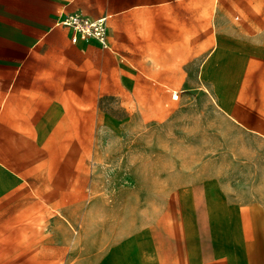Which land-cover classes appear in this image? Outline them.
<instances>
[{
    "label": "rangeland",
    "instance_id": "rangeland-1",
    "mask_svg": "<svg viewBox=\"0 0 264 264\" xmlns=\"http://www.w3.org/2000/svg\"><path fill=\"white\" fill-rule=\"evenodd\" d=\"M147 8L125 22L141 35L90 42L66 98L0 114L3 264H137L140 245L175 264L217 230L202 245L264 264V0Z\"/></svg>",
    "mask_w": 264,
    "mask_h": 264
},
{
    "label": "crops",
    "instance_id": "crops-1",
    "mask_svg": "<svg viewBox=\"0 0 264 264\" xmlns=\"http://www.w3.org/2000/svg\"><path fill=\"white\" fill-rule=\"evenodd\" d=\"M148 3L149 0H0V114L36 115L37 109L45 108L44 101L52 99L51 93L66 98L69 80L86 63L82 53L92 48L90 42L72 43L70 29L59 24L58 19L75 11L91 17L106 16L108 47L105 49L112 50L109 26L120 40L123 36L141 35L140 27L136 24L128 27L125 22L140 19L142 14L146 18ZM150 3L149 10L154 12L151 18L156 23L158 18L162 21L163 0H150ZM114 43L121 44L117 39ZM213 234V239L218 240L223 233L217 230L205 235L189 231L185 235V252L175 253L174 263L231 264L227 261L226 245L222 247L220 242L202 245ZM4 240L0 235V264H3ZM130 250L133 255L136 253L135 248ZM153 250H158L157 245ZM138 251L137 264H149L146 249L140 245Z\"/></svg>",
    "mask_w": 264,
    "mask_h": 264
},
{
    "label": "built area",
    "instance_id": "built-area-1",
    "mask_svg": "<svg viewBox=\"0 0 264 264\" xmlns=\"http://www.w3.org/2000/svg\"><path fill=\"white\" fill-rule=\"evenodd\" d=\"M58 23L70 29L72 43L96 41L101 47H108L106 16L91 17L75 11L62 16Z\"/></svg>",
    "mask_w": 264,
    "mask_h": 264
}]
</instances>
